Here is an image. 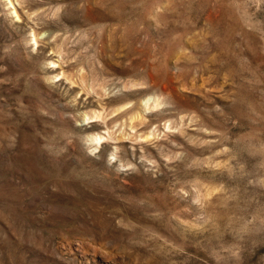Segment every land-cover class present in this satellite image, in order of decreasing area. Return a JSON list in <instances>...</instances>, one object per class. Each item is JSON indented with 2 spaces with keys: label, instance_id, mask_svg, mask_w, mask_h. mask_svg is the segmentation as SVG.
I'll return each instance as SVG.
<instances>
[{
  "label": "rangeland",
  "instance_id": "1",
  "mask_svg": "<svg viewBox=\"0 0 264 264\" xmlns=\"http://www.w3.org/2000/svg\"><path fill=\"white\" fill-rule=\"evenodd\" d=\"M0 264H264V0H0Z\"/></svg>",
  "mask_w": 264,
  "mask_h": 264
}]
</instances>
